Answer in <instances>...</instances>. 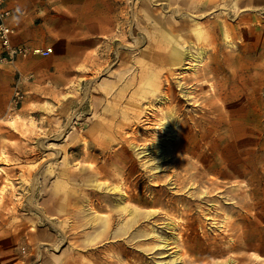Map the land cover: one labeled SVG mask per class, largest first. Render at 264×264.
<instances>
[{"label":"rangeland","instance_id":"1","mask_svg":"<svg viewBox=\"0 0 264 264\" xmlns=\"http://www.w3.org/2000/svg\"><path fill=\"white\" fill-rule=\"evenodd\" d=\"M80 51L1 110L0 264H264V0H115Z\"/></svg>","mask_w":264,"mask_h":264},{"label":"crops","instance_id":"2","mask_svg":"<svg viewBox=\"0 0 264 264\" xmlns=\"http://www.w3.org/2000/svg\"><path fill=\"white\" fill-rule=\"evenodd\" d=\"M5 3L12 11L9 24L15 30L11 42L31 50L48 49L50 53L47 56L30 53L12 64L0 63V116L17 74L21 89L30 92L72 73L74 56L68 50L80 49L77 58L81 60L82 50L110 34L115 0H5ZM178 51L174 55L182 58V52ZM29 76L33 78L29 80Z\"/></svg>","mask_w":264,"mask_h":264},{"label":"built area","instance_id":"3","mask_svg":"<svg viewBox=\"0 0 264 264\" xmlns=\"http://www.w3.org/2000/svg\"><path fill=\"white\" fill-rule=\"evenodd\" d=\"M11 15L12 11L6 6L5 0H0V62L13 63L17 58H26L30 53L42 56L49 55L50 51L48 49L31 50L27 46L11 42V37L15 32L9 24ZM21 98L19 92H15L12 108H16Z\"/></svg>","mask_w":264,"mask_h":264},{"label":"bare ground","instance_id":"4","mask_svg":"<svg viewBox=\"0 0 264 264\" xmlns=\"http://www.w3.org/2000/svg\"><path fill=\"white\" fill-rule=\"evenodd\" d=\"M177 53V52H176ZM181 53V52H180ZM181 55H182V59H190V58H192V56L190 55V53H189V51L186 49V48H184L183 49V51H182V53H181ZM176 59V58H175ZM172 223H168L167 225H171ZM107 224H105V226H106ZM121 232V231H120ZM217 244V243H216ZM132 246V245H131ZM127 249V248H126ZM80 252H82V251H80ZM197 253L199 254V255H204V254H206V251H203V250H198L197 251Z\"/></svg>","mask_w":264,"mask_h":264},{"label":"clouds","instance_id":"5","mask_svg":"<svg viewBox=\"0 0 264 264\" xmlns=\"http://www.w3.org/2000/svg\"><path fill=\"white\" fill-rule=\"evenodd\" d=\"M17 11H19V9Z\"/></svg>","mask_w":264,"mask_h":264}]
</instances>
